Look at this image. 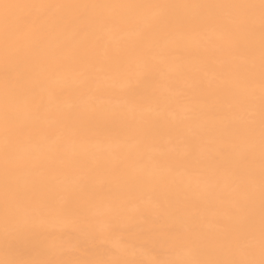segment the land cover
<instances>
[{
	"label": "bare ground",
	"instance_id": "6f19581e",
	"mask_svg": "<svg viewBox=\"0 0 264 264\" xmlns=\"http://www.w3.org/2000/svg\"><path fill=\"white\" fill-rule=\"evenodd\" d=\"M259 4L0 0V264L260 261Z\"/></svg>",
	"mask_w": 264,
	"mask_h": 264
},
{
	"label": "snow or ice",
	"instance_id": "6c2138e0",
	"mask_svg": "<svg viewBox=\"0 0 264 264\" xmlns=\"http://www.w3.org/2000/svg\"><path fill=\"white\" fill-rule=\"evenodd\" d=\"M4 7L10 8L13 7L12 5H4ZM73 7H81V8H87V7H95V5H75ZM238 7L242 8H254L255 5H239ZM260 9V31H261V79H262V112H261V126H262V139H261V153H262V159H264V0H260L259 4ZM5 121H10L13 117L12 114L8 111L5 112ZM261 195H262V201H264V165H262L261 170ZM5 223L6 224H18L19 220L15 213V210L9 206L6 205L5 210ZM261 259L259 262L255 260H245V261H234L232 264H264V230H262V237H261ZM116 264H127L126 261H118ZM187 264H201L199 261H191L187 262Z\"/></svg>",
	"mask_w": 264,
	"mask_h": 264
}]
</instances>
